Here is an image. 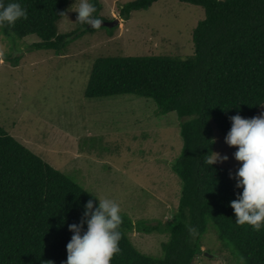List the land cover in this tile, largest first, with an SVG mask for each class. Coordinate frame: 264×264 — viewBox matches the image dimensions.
Returning a JSON list of instances; mask_svg holds the SVG:
<instances>
[{"label":"trees","instance_id":"16d2710c","mask_svg":"<svg viewBox=\"0 0 264 264\" xmlns=\"http://www.w3.org/2000/svg\"><path fill=\"white\" fill-rule=\"evenodd\" d=\"M158 1L135 0L121 8V18L127 21L132 13L147 11ZM179 1L202 7L206 14L193 32L192 55L100 58L85 92L88 99L123 95L151 99L160 114L176 113L181 121L183 148L173 165L182 182L177 212L155 225L134 224L122 214L120 251L110 264H194L204 255L210 231L223 246L240 252L246 264H264V228L254 231L250 225H237L229 206L243 191L229 177L236 172L204 163L215 151L216 129L226 136L230 117H255L264 105V0ZM8 2L21 3L28 18L0 29L19 39L36 36L40 42L32 48L57 57L66 55L72 38L99 30L79 22L73 35L58 34L71 0ZM91 2L94 15L107 22L99 15L100 1ZM90 199L98 206L82 186L0 125V264H63L73 235L68 226L81 222ZM190 228L196 229L195 235ZM135 231L168 235L164 258L139 252L130 239Z\"/></svg>","mask_w":264,"mask_h":264},{"label":"rangeland","instance_id":"374dc122","mask_svg":"<svg viewBox=\"0 0 264 264\" xmlns=\"http://www.w3.org/2000/svg\"><path fill=\"white\" fill-rule=\"evenodd\" d=\"M99 1L100 17L117 21V28L72 38L61 57L33 49L40 42L36 36L19 39L0 29V125L96 201V196L115 200L120 215H128L134 224L167 222L177 212L182 193L173 170L183 148L180 118L160 114L151 99H88L85 92L100 58L192 55L193 32L205 19V10L159 0L126 21L120 10L135 0ZM78 3L71 0L58 24L59 35L78 30V13L72 11ZM261 113L264 105L257 116ZM215 135L214 153L228 157L215 165L236 172L242 163L234 159L237 147H229L217 129ZM130 239L142 254L163 259L169 236L135 231ZM234 249L210 231L204 255L194 264H238L241 253Z\"/></svg>","mask_w":264,"mask_h":264},{"label":"clouds","instance_id":"9594fccd","mask_svg":"<svg viewBox=\"0 0 264 264\" xmlns=\"http://www.w3.org/2000/svg\"><path fill=\"white\" fill-rule=\"evenodd\" d=\"M72 11L78 13L77 21L82 24L96 29L102 26L103 21L94 15L96 7L90 0H79ZM27 18V9L21 3L0 0V26L5 23L14 25ZM230 120L231 128L225 143L237 147L234 159L242 163L235 175L230 172L229 177L235 179V187L243 191L237 193L229 206L234 210L237 225H250L254 231H260L264 228V113L252 118L237 114ZM212 153L204 163L212 166L228 160L227 156ZM96 198L98 206L94 207V201L88 200L84 204L81 222L68 226L73 235L66 246L67 260L63 264H110L120 251L122 234L119 229L123 223L120 205L107 197ZM189 233L195 235L196 229L190 228ZM238 264H246L243 256L238 257Z\"/></svg>","mask_w":264,"mask_h":264},{"label":"water","instance_id":"95a60500","mask_svg":"<svg viewBox=\"0 0 264 264\" xmlns=\"http://www.w3.org/2000/svg\"><path fill=\"white\" fill-rule=\"evenodd\" d=\"M117 25V21L114 22H103L102 26L100 28H113ZM89 27L91 28V26L89 25Z\"/></svg>","mask_w":264,"mask_h":264}]
</instances>
